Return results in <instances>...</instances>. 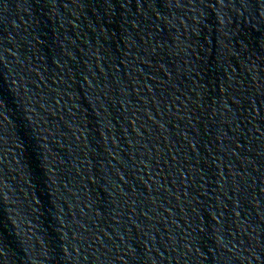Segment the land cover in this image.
Wrapping results in <instances>:
<instances>
[{
  "label": "water",
  "instance_id": "water-1",
  "mask_svg": "<svg viewBox=\"0 0 264 264\" xmlns=\"http://www.w3.org/2000/svg\"><path fill=\"white\" fill-rule=\"evenodd\" d=\"M0 264H264V0H0Z\"/></svg>",
  "mask_w": 264,
  "mask_h": 264
}]
</instances>
